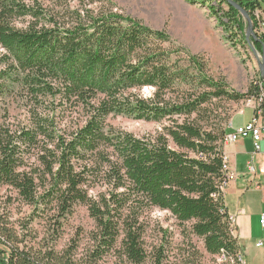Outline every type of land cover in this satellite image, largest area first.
I'll list each match as a JSON object with an SVG mask.
<instances>
[{
	"label": "trees",
	"instance_id": "1",
	"mask_svg": "<svg viewBox=\"0 0 264 264\" xmlns=\"http://www.w3.org/2000/svg\"><path fill=\"white\" fill-rule=\"evenodd\" d=\"M234 1L256 31L264 0ZM222 2L228 11L219 24L227 32L233 24L246 41V17ZM251 42L264 52L263 34ZM0 50V194L6 188L5 202L30 209L13 220L0 204V264H98L112 252L143 264L144 216L155 208L192 222L209 254L236 260L241 248L223 189L229 131L210 123L207 107L258 99L263 85L225 89L203 59L112 0H0ZM112 115L163 126L138 137L109 124ZM79 204L96 224L91 245L59 251L56 239ZM151 253L153 264L191 257L167 263L165 244Z\"/></svg>",
	"mask_w": 264,
	"mask_h": 264
},
{
	"label": "rangeland",
	"instance_id": "2",
	"mask_svg": "<svg viewBox=\"0 0 264 264\" xmlns=\"http://www.w3.org/2000/svg\"><path fill=\"white\" fill-rule=\"evenodd\" d=\"M112 1L116 4V8L119 12L141 20L145 25L152 29L165 30L175 43L182 45L191 54L203 59L209 66L210 75L215 79H222L225 84V89L246 93L251 85H258L262 82L263 76L261 62H263L264 52L261 53L253 49L252 42L248 40L247 37L245 41L241 34L237 32L233 24L228 23V32L219 24L217 17L220 18L223 16V12L228 11L227 4L223 3L222 0H186L192 4H198L200 7L205 8V12L208 14V19L212 21L215 31L211 32L210 28H207L212 35L207 51H195L191 49L185 39L189 36L187 27L190 28V26L194 25L197 28L203 21L201 14L195 12L197 7H194V9L187 4H184L182 0ZM210 9H215L217 11V16L211 15ZM261 16L262 15L260 14L258 27L256 28V31L254 29V32H257L259 35H264V16ZM225 22H227V17L225 18ZM182 24H186L187 27ZM198 29L204 30V28L199 27ZM150 94V88H144L142 90L143 96H149ZM256 101L257 99L254 97L246 98L238 102L229 101L225 98L215 99L212 105L207 107L212 111L208 115L210 118L209 121L214 126H223V128L227 129L231 125V119L236 113L235 123L238 124V122H244L246 116L250 114L249 108L246 107L253 108ZM19 108L18 102L13 103L11 105L12 114H19L21 112V109ZM241 110H244V113H240L239 111ZM237 112L239 113L237 114ZM108 122L115 128L131 132L138 137L154 133L163 126V124L159 122L138 120L121 115L110 116ZM253 147L254 146L252 145L248 147V151L253 152ZM260 154L261 156H264V149ZM227 155L226 156L229 157L230 161H234L231 148L228 150ZM240 162L241 167L246 173V169H244L246 165L245 160H240ZM249 171L255 173L250 169ZM234 176L235 171L232 170L229 183L235 179ZM260 187L261 189L264 188L263 185ZM223 189L225 191L227 188L225 189V187H223ZM9 193L10 191L6 188L2 189L0 194V204H2V206L5 204L9 206L12 211L11 216L13 220L24 219L30 212L29 207L25 205L21 207L18 201H14L12 204L5 202L6 196ZM144 217L147 226L143 238L145 246L150 252V256L143 264H153V253L151 252H153L155 247H159L162 244H165L170 254L167 263H180L183 258L181 253L183 252H187V254L191 255V257L185 259L187 264L231 263L230 258L226 254L225 255L229 258V262L223 260L221 257L222 254H219L217 257L216 255H211L207 252L204 239L194 233L192 222L181 223L169 212L156 208ZM37 228L41 233L45 232L43 225H37ZM95 228V221L90 217L87 207L81 204L77 205L74 213L69 216L62 225L61 236L56 239V249L59 251L66 250L75 242H79L78 252L84 253L87 247L91 245L89 240L90 233L95 230ZM52 231L53 230L51 229L50 233H52ZM47 237L48 240L53 238L51 236ZM98 264L134 263L129 261L123 255L112 252L109 255H105Z\"/></svg>",
	"mask_w": 264,
	"mask_h": 264
},
{
	"label": "crops",
	"instance_id": "3",
	"mask_svg": "<svg viewBox=\"0 0 264 264\" xmlns=\"http://www.w3.org/2000/svg\"><path fill=\"white\" fill-rule=\"evenodd\" d=\"M182 2L190 7H197L196 9L194 8L195 12H199L203 17V21L198 27L204 28V30L198 29L194 25L188 28L186 24H182L189 31V36L185 38L186 43L195 51H207L209 41H211V32H214L215 29L212 21L208 19V14L205 12L206 9L186 0H182ZM208 27L211 32L207 30ZM246 108H249L250 114L246 116L244 122L235 123L236 113L232 117L233 128L243 126L252 119L253 108ZM244 110L239 112L244 113ZM227 130L229 131V128ZM251 145L254 146L253 152L248 151V147ZM259 145L260 150L257 151L254 140L248 137L234 144L224 146L226 155L230 148L232 150L234 161H230L229 157L228 159L231 170L235 171V179L233 178L234 180L229 183L225 190V202L229 213L234 216L235 236L238 239L241 253L247 264H264V228L260 221L264 213V188L260 190L256 188L257 184L264 187V156L260 154L264 149V139L260 141ZM240 160H245L246 162L244 168L246 173L241 167ZM251 162L255 168V173L249 171V163ZM260 241L263 242V245L257 246Z\"/></svg>",
	"mask_w": 264,
	"mask_h": 264
},
{
	"label": "built area",
	"instance_id": "4",
	"mask_svg": "<svg viewBox=\"0 0 264 264\" xmlns=\"http://www.w3.org/2000/svg\"><path fill=\"white\" fill-rule=\"evenodd\" d=\"M260 11H256V15L258 18V23L260 19ZM264 16L263 14H261ZM261 16V17H262ZM263 87H264V81H263ZM254 112L252 119L245 125L240 126L238 128H233L232 123L229 126V134H226L225 136V145H231L236 142H238L241 139H245L248 137H251L254 142H255V147L256 150H260V141L264 139V89L261 91L260 96L258 97L257 101L255 102V105L253 106ZM249 169L252 172H255V168L253 166V163H249ZM227 175V181L224 182L223 186H228L229 181L231 180L230 178V173H232L229 159L226 156L224 160V169H223ZM257 184L256 188L258 190L261 189V185ZM231 223L234 224V217H230ZM261 225L264 228V213L261 216ZM234 226V225H233ZM263 242H258L257 246H262ZM247 264V263H246Z\"/></svg>",
	"mask_w": 264,
	"mask_h": 264
},
{
	"label": "water",
	"instance_id": "5",
	"mask_svg": "<svg viewBox=\"0 0 264 264\" xmlns=\"http://www.w3.org/2000/svg\"><path fill=\"white\" fill-rule=\"evenodd\" d=\"M225 2H227L229 5L235 7L236 9H238L245 17L246 20L248 22V29L246 32V37L248 40L251 41V37H255V32H254V26H253V21L249 15V13L246 11L245 8H243L238 2L234 1V0H225ZM261 68H262V76L264 78V57H263V62H261Z\"/></svg>",
	"mask_w": 264,
	"mask_h": 264
},
{
	"label": "bare ground",
	"instance_id": "6",
	"mask_svg": "<svg viewBox=\"0 0 264 264\" xmlns=\"http://www.w3.org/2000/svg\"><path fill=\"white\" fill-rule=\"evenodd\" d=\"M263 79H262V82L259 83L260 86L263 85ZM224 187L226 189V186H224ZM230 217H233V216H230ZM230 222H231V220H230ZM221 257L223 258L224 261H228L229 262V258L225 254H222ZM230 262H231L230 264H246V262H245V260L243 258V255L241 253H239V252L237 254L236 260L234 259V261H233L232 259H230Z\"/></svg>",
	"mask_w": 264,
	"mask_h": 264
}]
</instances>
